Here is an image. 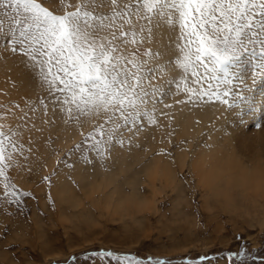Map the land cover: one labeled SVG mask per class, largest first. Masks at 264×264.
Wrapping results in <instances>:
<instances>
[{
	"label": "rangeland",
	"instance_id": "rangeland-1",
	"mask_svg": "<svg viewBox=\"0 0 264 264\" xmlns=\"http://www.w3.org/2000/svg\"><path fill=\"white\" fill-rule=\"evenodd\" d=\"M78 2L66 0L71 6L66 8L54 0H42L43 6L58 15L65 10H74ZM97 3L99 5L101 0ZM102 3L103 7L97 6L95 12L107 14L110 9L108 0H102ZM6 12L10 13L11 9L0 5V19L7 24ZM134 23L139 26L135 19ZM127 28L125 25V30ZM178 31L176 27L175 36L168 40L172 52L160 55L147 66L154 68L160 65L163 69L161 72L157 68L151 73L146 85L159 86L161 95L158 99L162 98V103H169L185 94L176 87L185 75L175 63L179 55L175 47ZM240 43L243 46H238L217 66L216 79L223 93L221 111H224L225 122L228 116L231 123H236L243 131L253 132L264 127V101L261 98L264 97V36L242 34ZM124 47L127 52L134 51L136 47L141 53L147 49L159 52L149 42L142 46ZM175 67L177 70H172ZM189 86L196 87L190 76ZM162 103L156 105V124H149L144 119L137 127L124 126L118 130L117 135L124 138V144L113 142L106 145L107 159L103 164L109 163L119 153L135 151L138 146L150 147L155 155L175 164L179 155L189 150L192 137H198L201 146L206 145L207 123L199 133L184 132L183 127L172 125L170 110H160ZM105 115L80 116L79 123L74 120L65 123L68 118L57 103L56 94H50L42 82L38 69L25 54L19 50L13 52L7 39L0 38V125H4L6 134L15 133L11 138L17 145L16 151L10 147L6 151L12 156L11 166L6 172L18 192L31 193L30 196H21L18 203H10L0 183V264H118L111 257L94 254L109 250L136 255L144 260L149 256L167 258L173 264H183L184 258L196 260L201 255L209 257L201 264H229L227 253H238L242 244L247 252L256 250L253 254L264 256V220L240 218L205 207L199 194L191 191L192 178L184 173L178 179L190 199L182 216L178 217L173 210L175 194L167 185H161L145 189L153 200L141 218V225L107 214L100 215L90 229H77L66 223L57 211L56 185L60 180L74 183L75 174L91 173L101 166V161L90 151L88 155L92 164L83 162L81 153L84 148L82 146L77 151L75 146L83 145L81 133L91 132L104 122ZM88 118H91V124L83 129L81 121ZM56 124L61 128L76 125L81 129L78 136L72 137L66 145L58 138L60 132ZM66 163H72L73 167H65ZM53 171L55 176H51ZM44 176H51V187L43 180ZM49 194L51 200L48 199ZM231 264L238 262L233 258Z\"/></svg>",
	"mask_w": 264,
	"mask_h": 264
},
{
	"label": "snow or ice",
	"instance_id": "snow-or-ice-1",
	"mask_svg": "<svg viewBox=\"0 0 264 264\" xmlns=\"http://www.w3.org/2000/svg\"><path fill=\"white\" fill-rule=\"evenodd\" d=\"M54 2L71 7L66 0ZM108 3L107 14L95 12L97 6L103 7L102 0L99 5L97 0H79L74 10L58 15L43 6L42 0H0V5L11 9L5 13L7 24L0 19V38L7 39L13 52L25 54L38 69L42 82L50 94H56V101L65 112L68 118L65 123L69 120L79 123L80 116L106 114L103 123L86 135L81 133L83 145L75 146L77 151L83 146L81 159L87 164L93 162L89 151L103 165L107 159L106 145L114 142L123 146L124 138L117 135L120 128L137 127L144 119L149 124L157 123L156 105L163 102L158 99L161 89L146 85L157 68L163 71L160 65L147 67L160 53L151 49L141 53L139 47L127 52L124 47L150 43L153 29L159 27L157 21L178 27L175 47L179 55L175 63L185 75L176 87L187 94V102L222 101L217 66L238 46H243L242 34L264 36V0H108ZM134 19L139 22L138 27ZM189 76L196 87L189 86ZM3 129L4 125H0V183L9 202L18 203L21 196L31 193L18 192L9 180L6 169L11 166L12 156L6 151L9 147L16 151L17 145L11 138L15 133L8 135ZM64 166L71 169L73 164ZM55 175L53 171L51 176ZM51 176L43 177L49 187ZM48 199H52L50 194ZM253 253L247 252L242 244L238 253H227V259L229 264L233 258L238 264L244 261L264 264V256ZM94 254L111 257L118 264H173L167 258L149 256L144 260L110 250ZM207 259L203 255L196 260L184 258L183 264H201Z\"/></svg>",
	"mask_w": 264,
	"mask_h": 264
},
{
	"label": "clouds",
	"instance_id": "clouds-1",
	"mask_svg": "<svg viewBox=\"0 0 264 264\" xmlns=\"http://www.w3.org/2000/svg\"><path fill=\"white\" fill-rule=\"evenodd\" d=\"M207 145L192 137L189 150L175 164L150 147L119 153L94 172L75 174L74 183L60 180L57 211L77 229L92 228L103 214L141 225L153 200L145 189L167 185L175 194L173 210L179 217L190 199L178 179L184 173L192 178L191 191L199 194L205 207L264 220V132L213 139Z\"/></svg>",
	"mask_w": 264,
	"mask_h": 264
},
{
	"label": "bare ground",
	"instance_id": "bare-ground-1",
	"mask_svg": "<svg viewBox=\"0 0 264 264\" xmlns=\"http://www.w3.org/2000/svg\"><path fill=\"white\" fill-rule=\"evenodd\" d=\"M157 23L159 24V27L153 29V37L150 43H152L153 46L157 47L160 55H163L169 51L172 52V47L169 45L168 40L172 39L175 36L176 27L168 25L164 21H157ZM170 69H168V71ZM172 70H177V67L173 68ZM179 73L180 70L177 71V74ZM261 98L264 101V97ZM177 101H185V103H177ZM164 104H171L172 107L165 108ZM222 105L223 103L221 101L207 102L194 100L193 102H187V94L185 93L182 97H175L169 103H162V105H160V110H170L168 113L172 117V125L176 124L179 127H183L182 130L184 132H189L190 134H192V131L193 134L196 133L194 131H198L197 133H199L200 128L203 125L205 126L207 123V126H205L208 127L206 144L212 141L213 139L217 141H223V139L229 136L239 138L252 133L248 130L243 131V129L236 123H231V119L228 116L226 118L227 121L225 122V116L223 114L224 111H221L223 110ZM170 116H168V120L170 119ZM90 119L88 118L87 121H81V127L83 129L88 126V124L90 123ZM56 125H58L57 131L60 132L58 138L60 141H63V143H65L66 145L70 142V139L72 137L78 136L80 132L79 130L81 129L77 128L76 125L64 128H61V125L59 124ZM260 131L264 132V127Z\"/></svg>",
	"mask_w": 264,
	"mask_h": 264
}]
</instances>
